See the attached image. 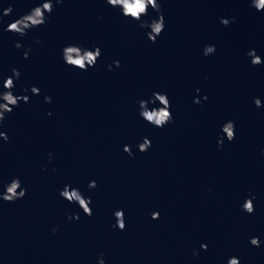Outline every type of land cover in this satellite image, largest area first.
Instances as JSON below:
<instances>
[{
  "label": "water",
  "instance_id": "water-1",
  "mask_svg": "<svg viewBox=\"0 0 264 264\" xmlns=\"http://www.w3.org/2000/svg\"><path fill=\"white\" fill-rule=\"evenodd\" d=\"M43 2L0 0V91L16 69L11 91L29 97L0 124L9 137L0 139V192L14 178L26 189L0 199V264H264V10L252 0H157L160 11L141 17H164L153 43L150 28L107 0H52L44 24L6 31ZM69 45L101 55L82 71L62 58ZM206 45L215 53L205 56ZM154 92L170 101L163 127L139 115ZM144 138L151 147L141 152ZM65 185L91 199V216L60 195Z\"/></svg>",
  "mask_w": 264,
  "mask_h": 264
},
{
  "label": "clouds",
  "instance_id": "clouds-1",
  "mask_svg": "<svg viewBox=\"0 0 264 264\" xmlns=\"http://www.w3.org/2000/svg\"><path fill=\"white\" fill-rule=\"evenodd\" d=\"M62 0H56V3H61ZM107 3L112 7L119 6L122 9V14L125 17H130L136 21H141V17L147 14V9L151 6L157 12L160 11V4L157 0H107ZM252 6L257 11L264 10V0H252ZM53 10L52 0H45L40 6L32 8L27 14L21 16L16 19L14 22L10 23L6 29V31L14 32L20 36L26 35L27 31L39 27L44 24L46 21L45 13H51ZM13 9L11 6L4 8L2 15L8 16L12 13ZM221 23L227 26L230 21L226 18L221 19ZM141 27L150 28V31L147 33L148 39L155 43L156 38L162 33L164 29V17L163 15H159L158 18L153 19L151 23L141 21ZM39 43V41H37ZM17 49H20L22 45L17 42L15 44ZM31 49L29 48L24 52V58L27 59L29 52ZM216 51L215 45H206L203 52L204 55L214 54ZM101 55V50L97 47L95 50H88L86 48H81L76 45H69L63 48L62 50V58L63 60L70 66H74L79 68L82 71H87L88 67L95 66L98 58ZM249 57H251V63L253 65H259L262 63L261 58L256 55L255 50H251L247 53ZM116 67H119V61H114ZM111 68V65L109 66ZM20 77V72L16 69H12V76L8 77L3 83V89L5 91H0V124L5 120L6 113L12 112L13 108L18 106V103L23 100L25 103L28 102V96H16L12 93L11 89L14 85V78L18 79ZM27 91V89H25ZM39 89L35 86L31 88V92L34 95L39 94ZM199 91V89L197 90ZM206 100L207 97L205 96ZM46 102H51V97H45ZM159 103L160 107H152L149 108V105H155ZM140 112L139 115L148 123L156 126L163 127L166 123L171 122L172 115L170 112V101L167 98L166 94H162L159 92H154L152 96L148 100H140L139 102ZM194 103H200V99H194ZM257 107H261V101L256 99L254 101ZM51 113H49L50 115ZM222 133L230 142L235 138V125L233 122L228 121L222 126ZM0 139H3L5 142L9 140V137L6 133L0 132ZM218 145H223V139L217 141ZM138 150L141 152L147 151L151 147V141L148 138H144L142 143L137 145ZM124 151L129 155H132L130 146L125 145ZM51 156V154H49ZM89 188H95L96 182L90 181ZM5 191L0 192V199L13 202L17 199H22L26 195V189L21 188V182L18 178H14L10 183L4 185ZM60 195L65 198L70 203H78L79 207L82 209L84 214L91 216L92 210L90 208L91 199L85 198L82 193L78 189H72L69 185H65L64 189L60 192ZM253 198H248L245 200L242 208L247 213L251 214L254 212V205L252 202ZM116 218V224L114 227H118L120 230H124L126 227L124 221V213L123 210H117L114 213ZM159 213L153 212L152 219H158ZM69 220L79 219L78 215L69 216ZM56 231V229H53ZM250 244L256 247L260 246V240L257 237H253L250 239ZM201 248L207 250V245L202 244ZM196 255V253H194ZM100 264H104L103 259L100 261ZM228 264H240L238 258L232 257L229 259Z\"/></svg>",
  "mask_w": 264,
  "mask_h": 264
}]
</instances>
